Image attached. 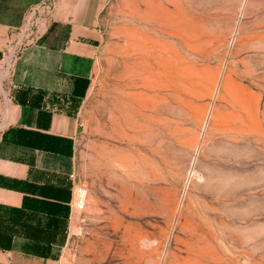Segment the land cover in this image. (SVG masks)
Returning a JSON list of instances; mask_svg holds the SVG:
<instances>
[{
  "label": "rangeland",
  "instance_id": "rangeland-1",
  "mask_svg": "<svg viewBox=\"0 0 264 264\" xmlns=\"http://www.w3.org/2000/svg\"><path fill=\"white\" fill-rule=\"evenodd\" d=\"M100 29L60 200L27 231L63 264H264V0H112Z\"/></svg>",
  "mask_w": 264,
  "mask_h": 264
},
{
  "label": "crops",
  "instance_id": "crops-1",
  "mask_svg": "<svg viewBox=\"0 0 264 264\" xmlns=\"http://www.w3.org/2000/svg\"><path fill=\"white\" fill-rule=\"evenodd\" d=\"M46 1L0 0V222L5 224L7 212L15 214V224L22 211L50 220L60 200L57 178L66 173L56 165L74 157L80 100L90 88L84 85L92 79L101 17L110 3L52 0L34 35L21 45L18 32L28 13ZM15 48L4 77L6 56ZM71 198L72 193L69 225ZM1 240L9 242H0V264H63V256L54 257V249L47 254L40 246L45 243L35 242L21 226L4 232ZM91 253L88 260L98 261Z\"/></svg>",
  "mask_w": 264,
  "mask_h": 264
},
{
  "label": "built area",
  "instance_id": "built-area-1",
  "mask_svg": "<svg viewBox=\"0 0 264 264\" xmlns=\"http://www.w3.org/2000/svg\"><path fill=\"white\" fill-rule=\"evenodd\" d=\"M112 1V0H110ZM52 0H47L42 7H39L33 11V20L26 26V29L22 32L20 41L30 39L34 35V27L37 26L44 14L51 8ZM17 56L16 48L13 49V52L8 54V63L5 66V72L9 73L11 70L12 62ZM5 77V76H4ZM2 81V80H1ZM87 201V190L83 185L75 184L72 190L71 198V210L83 212L86 208Z\"/></svg>",
  "mask_w": 264,
  "mask_h": 264
},
{
  "label": "trees",
  "instance_id": "trees-1",
  "mask_svg": "<svg viewBox=\"0 0 264 264\" xmlns=\"http://www.w3.org/2000/svg\"><path fill=\"white\" fill-rule=\"evenodd\" d=\"M88 84H89V82H87L86 81V84L84 85L85 86V89L88 87ZM37 217V215H30V214H28V213H26V212H21L20 213V216H19V219L21 220L20 221V226H21V228H22V230L23 231H25L26 233H28V234H32L33 233V231L34 230H32V231H27V230H29V228L30 227H28V223L30 222V220H34L35 218ZM2 220V218H0V221ZM49 221H51V220H49ZM2 224H4V223H1L0 222V226L2 225ZM34 236V235H33ZM35 237V236H34ZM40 235H37L36 237H35V242H37V243H44V240H45V237H43L42 239H40Z\"/></svg>",
  "mask_w": 264,
  "mask_h": 264
}]
</instances>
